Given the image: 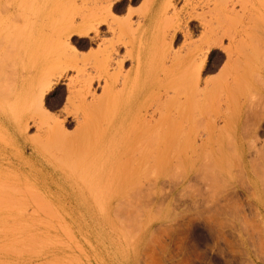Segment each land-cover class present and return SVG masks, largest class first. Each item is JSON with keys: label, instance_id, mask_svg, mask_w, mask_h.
I'll list each match as a JSON object with an SVG mask.
<instances>
[{"label": "rangeland", "instance_id": "obj_1", "mask_svg": "<svg viewBox=\"0 0 264 264\" xmlns=\"http://www.w3.org/2000/svg\"><path fill=\"white\" fill-rule=\"evenodd\" d=\"M3 5L0 264H264V0H136L116 13L118 20L132 13L136 23L153 8L161 10L153 31L177 36L171 44L169 34L167 42L143 49L156 55L170 50L186 56L204 34L223 35L201 75L208 86L205 132L196 133L185 114L180 116L186 101L181 94L160 104L159 111L172 118L174 140L165 155L160 130L159 148L150 152L148 142L137 144L132 137L108 148L92 143L94 132L105 133L106 114L92 116L85 128L93 133L87 147L73 145L69 151L56 143L45 149L47 129H55L51 121L63 122L65 112L72 111L65 81L52 85L47 101L58 103L44 116L27 99L11 94L15 83L33 74L23 45L37 9L27 4L17 18L7 20L1 19ZM177 30L187 32V38ZM85 43L80 40L76 48L91 57L97 48ZM158 66L155 56L153 67ZM228 72L239 78L230 89L237 93L234 103L218 87L229 82ZM164 84L161 75L154 78V92L163 91ZM171 85L184 90L186 82ZM76 128L63 125L70 136ZM64 148L79 159L65 158ZM142 152L158 158H140Z\"/></svg>", "mask_w": 264, "mask_h": 264}, {"label": "bare ground", "instance_id": "obj_2", "mask_svg": "<svg viewBox=\"0 0 264 264\" xmlns=\"http://www.w3.org/2000/svg\"><path fill=\"white\" fill-rule=\"evenodd\" d=\"M135 1L0 0V3L4 2L5 4L3 5L1 19L2 17L7 20L17 18L27 4L37 9L32 14L31 21H29V31L23 45V59L33 74L28 80L15 83L11 94L27 99L30 107L31 105L35 106V109L44 116L47 115V107L58 103L47 101V97L52 92V85H56L60 80L65 81V100L69 106L71 105L72 111L70 113L65 112L68 117L63 122L51 121L55 129H47L43 142L45 149L46 146H54L56 143H58L57 146L64 144L67 150L72 148L73 145H75L74 147L76 145L77 147L79 145L80 147H87L92 142L88 139L93 133L88 135L85 128L92 116L98 117L97 115L106 114L108 115V124L105 126V133L101 135L102 132H99V135L98 132H94V136H91L92 143L101 146L106 144L108 148L116 142L122 144L127 137H132L131 139L134 142L139 141V139L140 143L141 140L142 142H148L145 144L148 147L150 146L148 148L150 152V150H155L154 147L158 149L159 143L162 145L165 139V146L163 144L161 147L166 148L167 153L164 152V155L168 154L171 149V140H174L171 139L172 131L170 129L172 118L168 111L161 113L159 107L160 104L164 105L165 102L168 104L172 95L174 98V94H181L186 100L183 101L185 113H181L180 116L185 114L183 119L185 118L184 121L187 126L195 130L196 133L205 132L204 128L208 126L204 118V102L205 97H207L208 86L205 83L207 81H202L201 75L208 69L206 65L208 53L213 47L221 44L220 41L223 35L213 31L210 32L211 34L208 33L209 35L204 34L203 38L199 39V43L197 42V46L194 48L192 46L193 49L189 47L191 50L187 51L186 56H180L179 53L173 54L170 50L158 55L153 50L145 51L143 49L146 46L152 48L160 40L163 43L167 42L170 32L165 31L158 35L153 31L154 16L161 11L157 8L155 10L153 8L148 14L144 15L141 21L138 20L136 23L131 19L132 13H129L122 20L115 17L116 13L120 12L124 6L130 7L131 3ZM177 32L187 38V32L184 33L180 30H177ZM173 34H170L171 38H168V43L176 38L177 33L174 32ZM83 39L86 40L85 44L95 45L97 48L91 56L92 59L90 56L80 54L79 49L76 48L77 43ZM232 42L233 40H231L230 45L233 44ZM227 52L229 53V51ZM227 54V59H229L228 56H231V54ZM155 56L159 64L157 68L153 67ZM125 63L130 67L126 71L122 69ZM69 72H72L73 76H69ZM234 73L228 72L229 77L227 75L226 77L229 78V82L225 83L226 77H224L225 80L222 81V85H224L223 82L225 85L218 86L220 92L226 96L225 99L231 100L229 103L232 101L234 103L233 98H237V93H233L234 89L230 90L239 80L236 74L237 71L236 75ZM160 75L168 85L164 84L167 86H164L165 89L162 88L163 91L160 90L162 92H154L155 89L152 88L154 86L153 80ZM174 80L177 82L185 80L184 90L181 89L182 87L175 89L171 85ZM202 84L203 87H201ZM215 88L216 93L213 91V94H217L218 89ZM97 89L100 91L99 95L95 92ZM161 98L165 99L160 103ZM179 104L182 105V102ZM49 116L48 114L47 118L51 120ZM72 123L77 128L75 133L72 134L73 136H70L63 130V125L67 126ZM158 131L165 136L160 142V139L157 140L156 138L160 134ZM156 134L158 135L156 136ZM65 148V151L62 149V155L65 154L63 155L65 158L66 156L70 158V150L67 151ZM58 149L60 150V148ZM35 150L38 151L39 148L35 147ZM65 152H68V155ZM142 153L139 154L140 158H143V155H146L144 153L147 152ZM59 156H61V151ZM76 156L73 158L79 159ZM148 156L151 159L158 158V156L155 157V152ZM62 157L59 158L62 159ZM16 190L18 191V189ZM44 246H46V243Z\"/></svg>", "mask_w": 264, "mask_h": 264}]
</instances>
